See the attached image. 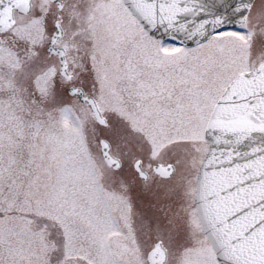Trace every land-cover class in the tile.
Masks as SVG:
<instances>
[{
  "label": "snow or ice",
  "instance_id": "snow-or-ice-1",
  "mask_svg": "<svg viewBox=\"0 0 264 264\" xmlns=\"http://www.w3.org/2000/svg\"><path fill=\"white\" fill-rule=\"evenodd\" d=\"M0 264H264V0H0Z\"/></svg>",
  "mask_w": 264,
  "mask_h": 264
}]
</instances>
